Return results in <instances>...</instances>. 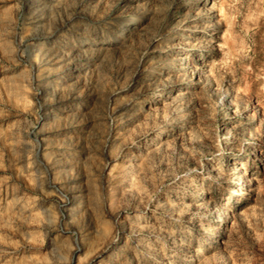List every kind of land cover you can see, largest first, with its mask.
<instances>
[{
	"label": "rangeland",
	"instance_id": "1",
	"mask_svg": "<svg viewBox=\"0 0 264 264\" xmlns=\"http://www.w3.org/2000/svg\"><path fill=\"white\" fill-rule=\"evenodd\" d=\"M0 264H264V0H0Z\"/></svg>",
	"mask_w": 264,
	"mask_h": 264
},
{
	"label": "bare ground",
	"instance_id": "2",
	"mask_svg": "<svg viewBox=\"0 0 264 264\" xmlns=\"http://www.w3.org/2000/svg\"><path fill=\"white\" fill-rule=\"evenodd\" d=\"M183 59H184V57H183ZM188 64V62H185V66H188V68H189V64ZM191 67V66H190ZM178 68H180V69H184V67H182V66H179ZM196 70V69H195ZM194 70V71H195ZM236 163V162H235ZM111 245H112V242L111 243H109V244H107L105 247H104V250H103V252L104 251H106V250H108L110 247H111ZM109 262H115V263H117L116 261H117V259H114V258H112V257H109L108 259H107Z\"/></svg>",
	"mask_w": 264,
	"mask_h": 264
}]
</instances>
